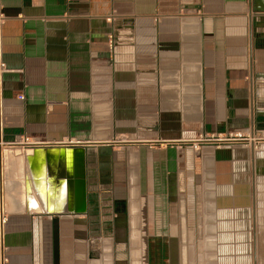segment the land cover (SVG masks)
I'll return each instance as SVG.
<instances>
[{"label": "crops", "instance_id": "0c3cea01", "mask_svg": "<svg viewBox=\"0 0 264 264\" xmlns=\"http://www.w3.org/2000/svg\"><path fill=\"white\" fill-rule=\"evenodd\" d=\"M0 1L7 264H264V0Z\"/></svg>", "mask_w": 264, "mask_h": 264}, {"label": "built area", "instance_id": "2783aa9c", "mask_svg": "<svg viewBox=\"0 0 264 264\" xmlns=\"http://www.w3.org/2000/svg\"><path fill=\"white\" fill-rule=\"evenodd\" d=\"M1 1H0V22L4 18L3 13L1 11ZM6 65L2 60L1 50H0V134L2 132V110H3V97H2V77L3 74L6 73ZM20 99H23L20 97ZM248 136H245L241 133L235 134L233 136L224 137L222 139H218L220 142L225 144L224 146L229 147L232 143H241L247 139ZM214 137H210L205 139L206 141L213 140ZM22 144H28V140H23L20 142ZM17 143H8V147H14ZM3 150H0V264H7V256L6 251L7 247L5 245V227L7 223V210H6V198L4 193V177H3Z\"/></svg>", "mask_w": 264, "mask_h": 264}]
</instances>
